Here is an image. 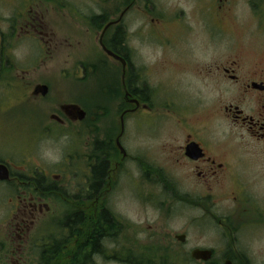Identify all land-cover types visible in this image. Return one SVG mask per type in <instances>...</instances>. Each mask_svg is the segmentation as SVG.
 I'll use <instances>...</instances> for the list:
<instances>
[{"label": "flooded vegetation", "instance_id": "af4514ba", "mask_svg": "<svg viewBox=\"0 0 264 264\" xmlns=\"http://www.w3.org/2000/svg\"><path fill=\"white\" fill-rule=\"evenodd\" d=\"M237 2L211 0L202 7V19L211 40L230 38V29L238 26ZM245 3L255 20L251 35L264 36V0ZM123 17H119L117 25L116 50L107 48L123 59L126 66L105 54L121 70L114 92L117 127L112 131L104 129L107 111L104 110V116L100 112L91 114L77 104L85 112L81 120L64 111L67 105L59 106L63 119L57 114L48 117L51 128L47 132L51 138L58 136L57 126L70 129L68 177L73 187L69 222L62 224L59 212L48 218L60 204L58 167L54 164L46 168L42 163L29 161L38 149L37 144L44 139V117L37 116L36 126L33 124L27 131L32 147L27 159L19 162L0 159L8 172V178L0 180V201L5 200L0 207V264H93L104 260V245L108 242L137 247L140 231L128 220L121 222L109 209L110 196L123 174L147 184H161L168 216L177 211H198L202 219L206 217L219 228L221 246L195 248L189 257L186 235H175V243L170 246L174 251L161 257L166 262L188 263L189 258L198 264L264 263V244L243 240L246 231L253 235L264 228V208H256L251 200L256 195L251 184L264 173V47L251 57L228 49L230 53L224 59L214 57L208 63L186 68L169 61L166 51L190 31L189 27L181 19L172 22L154 17L146 23L150 39L164 53L156 71L132 63L128 33L121 24ZM167 24L179 27L175 39ZM103 28L104 24L101 32ZM144 28H139V36ZM101 32L98 45L104 55ZM20 34L38 39V43L34 40L37 44L42 40L39 29L28 20ZM5 64L0 57V72H6L3 66L10 68L7 60ZM98 65L101 64L90 67L97 71L102 67ZM22 73L24 97L36 102L44 99L37 94L44 85L28 82L25 79L28 71ZM188 75L193 80L185 79ZM193 84H199L194 96ZM251 171H257L258 176ZM228 197L238 207L220 210L221 198ZM149 201H153V196ZM243 231L245 234L241 235ZM178 236H184L185 240L179 241ZM62 244L69 247V255H61ZM198 249L209 251L211 256L194 259L192 252ZM139 258L135 253L115 257L127 263Z\"/></svg>", "mask_w": 264, "mask_h": 264}, {"label": "rangeland", "instance_id": "374dc122", "mask_svg": "<svg viewBox=\"0 0 264 264\" xmlns=\"http://www.w3.org/2000/svg\"><path fill=\"white\" fill-rule=\"evenodd\" d=\"M209 1L211 0H0V57L3 65H6V60L8 65L11 64L10 68L3 66L6 72H0V123H3L0 127V159L10 162H19L25 157L27 159L28 151L31 152L32 148L28 143L27 131L33 124L36 126L37 116L39 119H46L44 139L36 145L38 149L29 161L42 163L46 168H51L54 164L58 167L56 171L61 176L60 204L56 212L51 210L49 219L59 212L62 222L70 213V192L73 186L68 177L70 129L67 126H57L58 136L51 138V133L47 132L51 128L48 117L52 114L60 115V105L74 103L86 108L91 114L100 112L104 116V110L107 111L104 129L112 131L117 127L114 92L121 70L116 62L101 52L98 38L104 21L99 22L97 17L106 13L108 23L113 22L104 36V43L107 44L117 30L119 21L116 20L124 16L121 24L128 33L132 63L143 64L156 71L164 53L150 39L151 32L146 23L154 17H165L172 22L181 19L189 27L190 31L181 36L179 42L170 47L169 52L166 51L169 61L186 65V68L189 65L208 63L214 57L224 59L230 53L227 52L228 49L241 51L251 57L264 47L263 35H251L255 20L249 13L245 0H238L236 4L238 26L230 29V38L211 40L207 25L202 19V7ZM26 20L41 32L42 40H39V44L38 39H34L36 43L20 34ZM145 26L139 36V28ZM167 27L175 39L179 27L169 24ZM92 64H101L98 66L102 67L94 71L90 67ZM24 70L28 71L25 77L28 82H40L49 88L48 95L41 101L24 97ZM82 70L85 71L84 74ZM185 79L193 80L189 75ZM193 85L195 88L192 96L199 89V84ZM61 118L63 119L62 116ZM249 172L245 171L246 174ZM256 172L253 171L252 175ZM262 174L263 177L256 174L258 178L253 179L252 191L257 196L251 200L256 208L263 209L264 173ZM150 195L153 196V201H149V197H152ZM221 199L218 205L220 210L228 211L238 207L232 197ZM109 200L110 211L121 222L128 220L133 228L140 231L138 243L137 247L129 248L108 242L104 245V260H97L93 264H198L190 262L189 258L188 263H169L161 258L174 251L170 246L175 243L174 237L178 234L187 237L185 246L188 257L195 248H212L223 244L217 224L206 217L202 219L198 211L183 210L168 216L161 184H147L142 179L137 181L136 178H126L123 174ZM4 203L5 200L0 201V207ZM262 230L253 235L249 230L246 234L243 231L241 235L245 234L244 242L252 240L264 244V228ZM133 253L141 258L131 259L129 263L115 259L117 256H131ZM152 255L159 256V260L143 258Z\"/></svg>", "mask_w": 264, "mask_h": 264}, {"label": "water", "instance_id": "95a60500", "mask_svg": "<svg viewBox=\"0 0 264 264\" xmlns=\"http://www.w3.org/2000/svg\"><path fill=\"white\" fill-rule=\"evenodd\" d=\"M116 21H119L116 20ZM113 25V22H110L108 24H106L101 32L102 34V37H101V41H102V38H103V35L105 36V33L106 31ZM102 43V42H101ZM102 45V48L104 50V53L107 55V56H110L118 61H121L124 65V67L126 66V62L119 58L118 56H116L112 51L108 50V48L105 46ZM37 94H41L43 97H46V95L48 94V87L47 86H40L38 91H37ZM65 112L69 113V114H73L74 116H78V119H83L84 116H85V112L83 110H81L78 106L76 105H67L65 108H64ZM8 178V172L6 170V168L0 164V180H6ZM177 239L181 242H183L185 240V237L184 236H178ZM211 256V253L209 251H205V250H195L192 252V257L194 259H200V258H203V259H208L209 257ZM225 264H230V263H225Z\"/></svg>", "mask_w": 264, "mask_h": 264}, {"label": "trees", "instance_id": "16d2710c", "mask_svg": "<svg viewBox=\"0 0 264 264\" xmlns=\"http://www.w3.org/2000/svg\"><path fill=\"white\" fill-rule=\"evenodd\" d=\"M97 19H98L99 22L104 21V26L109 22V20L107 19V14L106 13H104L103 15L98 16ZM118 35H119L118 34V30H116L115 33H114V35L112 37H110V39L107 42V44L104 43V44H106L105 46L108 47V48H110V49H112V50H116ZM94 186H95V184H94ZM68 219H69V217L66 216L64 218V220H62V224H64V223L67 224L69 222ZM69 254H70L69 247L64 246L62 244V247H61V255H69ZM104 255H105V252H104Z\"/></svg>", "mask_w": 264, "mask_h": 264}]
</instances>
